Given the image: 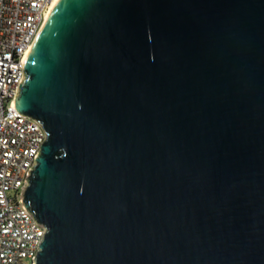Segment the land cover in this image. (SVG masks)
<instances>
[{
	"label": "water",
	"instance_id": "water-1",
	"mask_svg": "<svg viewBox=\"0 0 264 264\" xmlns=\"http://www.w3.org/2000/svg\"><path fill=\"white\" fill-rule=\"evenodd\" d=\"M23 68L36 264H264V0H58Z\"/></svg>",
	"mask_w": 264,
	"mask_h": 264
},
{
	"label": "built area",
	"instance_id": "built-area-1",
	"mask_svg": "<svg viewBox=\"0 0 264 264\" xmlns=\"http://www.w3.org/2000/svg\"><path fill=\"white\" fill-rule=\"evenodd\" d=\"M53 1L0 0V264H36L47 231L22 199L46 132L19 112L15 99L25 58Z\"/></svg>",
	"mask_w": 264,
	"mask_h": 264
},
{
	"label": "bare ground",
	"instance_id": "bare-ground-1",
	"mask_svg": "<svg viewBox=\"0 0 264 264\" xmlns=\"http://www.w3.org/2000/svg\"><path fill=\"white\" fill-rule=\"evenodd\" d=\"M57 2H58V0H54V1H53L52 5H51V7H50V9H49V11H48V13H47V17L49 16L51 10L53 9V7L55 6V4H56Z\"/></svg>",
	"mask_w": 264,
	"mask_h": 264
}]
</instances>
